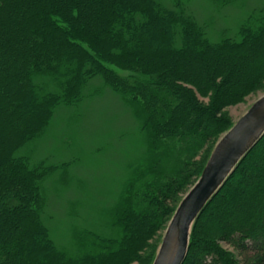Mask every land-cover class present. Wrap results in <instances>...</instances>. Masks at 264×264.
I'll use <instances>...</instances> for the list:
<instances>
[{"label": "trees", "instance_id": "16d2710c", "mask_svg": "<svg viewBox=\"0 0 264 264\" xmlns=\"http://www.w3.org/2000/svg\"><path fill=\"white\" fill-rule=\"evenodd\" d=\"M189 13L157 0H0V264H153L161 236L149 241L234 125L225 109L264 86V10L217 42ZM45 76L60 91L36 83ZM98 76L135 106L151 158L109 210L117 238L91 233L73 257L42 221L50 170L16 153ZM184 264H264V137L195 222Z\"/></svg>", "mask_w": 264, "mask_h": 264}, {"label": "rangeland", "instance_id": "374dc122", "mask_svg": "<svg viewBox=\"0 0 264 264\" xmlns=\"http://www.w3.org/2000/svg\"><path fill=\"white\" fill-rule=\"evenodd\" d=\"M157 1L170 9L182 6L189 11L206 29L211 42L238 37L252 15L264 10V0ZM114 69L123 78L137 77ZM35 81L48 91H60L52 76L37 77ZM263 95L264 86L225 112L235 124ZM83 97L80 103L58 107L45 131L16 153L28 159L31 167L44 165L50 170L41 183L46 200L42 221L58 248L73 257L87 253L93 241L87 238L91 233L117 238L111 231V212L151 158L143 120L123 94L98 76L85 86ZM165 232H159L148 247L155 246L161 236L160 248ZM222 246L238 254L230 245ZM149 251L144 249L141 256Z\"/></svg>", "mask_w": 264, "mask_h": 264}, {"label": "water", "instance_id": "95a60500", "mask_svg": "<svg viewBox=\"0 0 264 264\" xmlns=\"http://www.w3.org/2000/svg\"><path fill=\"white\" fill-rule=\"evenodd\" d=\"M264 137V95L215 146L195 185L176 209L153 264H184L195 222L226 184L241 161Z\"/></svg>", "mask_w": 264, "mask_h": 264}]
</instances>
